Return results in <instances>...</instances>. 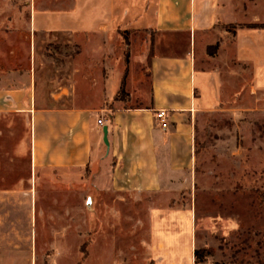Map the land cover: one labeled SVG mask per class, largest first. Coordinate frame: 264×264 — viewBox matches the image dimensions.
Wrapping results in <instances>:
<instances>
[{"label": "crops", "instance_id": "1", "mask_svg": "<svg viewBox=\"0 0 264 264\" xmlns=\"http://www.w3.org/2000/svg\"><path fill=\"white\" fill-rule=\"evenodd\" d=\"M0 1L8 12L2 31L9 42L17 29L14 0ZM21 1L16 20L20 16L33 65L39 47L81 49L85 56L72 63V76L84 62L85 74L96 81L91 88L101 97L65 106L62 92L47 90L46 84L11 86L5 78L11 79L13 69L0 77V109L17 108L29 117L32 167L87 169L93 176L86 190L94 193L90 204L107 216V224L114 221L109 208L120 220L128 208L136 227L145 228L134 250L148 264H209L195 257V212L178 200L189 201L195 189L196 144L204 142L196 135L201 119L225 103L224 110L235 109L238 96L264 95V0ZM121 31L162 35L149 36L141 58L147 62L149 99L138 106L120 105L117 97L126 80L125 61L115 53L117 38L110 37ZM179 35L180 50L168 52ZM157 109L168 111L166 127L154 119ZM22 254L20 261L14 251H0V264H30L29 251Z\"/></svg>", "mask_w": 264, "mask_h": 264}, {"label": "rangeland", "instance_id": "2", "mask_svg": "<svg viewBox=\"0 0 264 264\" xmlns=\"http://www.w3.org/2000/svg\"><path fill=\"white\" fill-rule=\"evenodd\" d=\"M4 4L0 1V77L13 69L11 79L5 78L11 86L46 84L47 90L62 92L65 106L72 101L80 105L99 101L91 88L96 81L85 74L84 62L77 65L80 74L72 76L76 67L72 63L83 59L84 51L69 45L39 47L33 65V49L27 47L20 16L16 20L23 1H13L11 18L17 29L9 42L2 31L8 25ZM149 36L162 37L129 31L110 37L117 38L115 53L125 61L121 67L126 80L117 95L120 105L148 102L147 62L141 58L147 53ZM183 42L179 35L168 52L179 51ZM232 106L235 109L224 110L225 103L201 119L196 135L204 142L196 144L197 174L191 178L195 189L189 192V201L182 197L178 204L187 202L195 212L198 261L264 264V95L238 96ZM92 183L87 169H34L28 115L17 108L0 109V251H14L20 261L29 251L30 264H148L134 250L145 228L136 227L128 208L123 220L109 208L108 218L114 221L107 224V216L90 204L94 193L86 190Z\"/></svg>", "mask_w": 264, "mask_h": 264}, {"label": "built area", "instance_id": "3", "mask_svg": "<svg viewBox=\"0 0 264 264\" xmlns=\"http://www.w3.org/2000/svg\"><path fill=\"white\" fill-rule=\"evenodd\" d=\"M167 110L166 109H157L154 111V119L160 123L162 127H166L167 125ZM98 124L102 125L103 120L100 118L98 119Z\"/></svg>", "mask_w": 264, "mask_h": 264}, {"label": "water", "instance_id": "4", "mask_svg": "<svg viewBox=\"0 0 264 264\" xmlns=\"http://www.w3.org/2000/svg\"><path fill=\"white\" fill-rule=\"evenodd\" d=\"M103 140H104L105 144L108 143V141H107V128L106 127H103Z\"/></svg>", "mask_w": 264, "mask_h": 264}, {"label": "trees", "instance_id": "5", "mask_svg": "<svg viewBox=\"0 0 264 264\" xmlns=\"http://www.w3.org/2000/svg\"><path fill=\"white\" fill-rule=\"evenodd\" d=\"M197 252H195V254H196Z\"/></svg>", "mask_w": 264, "mask_h": 264}]
</instances>
